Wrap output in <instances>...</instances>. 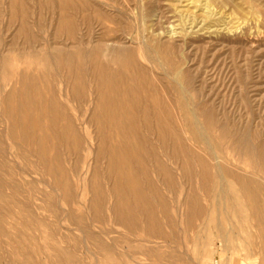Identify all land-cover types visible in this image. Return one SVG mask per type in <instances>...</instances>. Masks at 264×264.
<instances>
[{"label": "rangeland", "instance_id": "obj_1", "mask_svg": "<svg viewBox=\"0 0 264 264\" xmlns=\"http://www.w3.org/2000/svg\"><path fill=\"white\" fill-rule=\"evenodd\" d=\"M59 3L18 0L16 16L9 0H0V60L10 58L9 68L0 67V264H259L260 249L251 238L258 233L257 223L243 206L240 185L229 177L219 178L211 160L215 154L209 148L216 150L226 168L257 180L264 202V0H86L82 10L70 13L76 26L73 36L57 29L64 15ZM97 10L111 17L110 29L102 30ZM22 26L27 32L17 37L16 30ZM97 46L112 56L132 57L159 79L154 84L161 96L175 103L177 130L186 145L191 135L179 102L196 113L199 131L207 140L196 145L198 157L189 145L177 159L166 150L163 160L176 172L173 180L167 177L163 185L157 182L156 172H151L167 201L166 240L147 236L138 211L136 227L114 223L109 211L114 201L109 194L111 184L103 176L107 161H95L94 127L83 124L91 136L84 134L89 148L78 164L76 157L60 148L72 185L69 203L64 201L63 188L53 185L43 172L38 175L41 169L31 145L9 137L14 120L2 113V100L14 93L16 101L6 105L18 108V93L23 89L20 74L37 77L43 73L52 89L67 90L68 85L60 83L62 74L44 68L42 57L47 60L59 50ZM158 47L162 48L159 52ZM144 54L154 63H148ZM174 67L182 72L177 82L185 91L184 99L173 89ZM126 72L131 76L135 68L129 66ZM92 86L86 77V103L80 111L72 108L70 112L84 114L83 120L92 112ZM208 159L214 179L205 186L206 192L200 162ZM95 167L105 194L96 222L89 209ZM137 170L145 189V175ZM192 195L198 197L208 217L197 219L189 229L184 214L190 207L185 199ZM153 206L162 219L157 204ZM70 214L81 222L70 220ZM207 222L209 227L204 229ZM151 250L161 253L160 261L148 254Z\"/></svg>", "mask_w": 264, "mask_h": 264}, {"label": "bare ground", "instance_id": "obj_2", "mask_svg": "<svg viewBox=\"0 0 264 264\" xmlns=\"http://www.w3.org/2000/svg\"><path fill=\"white\" fill-rule=\"evenodd\" d=\"M59 2L60 10L64 15L61 16L57 29L66 31L68 36H73L76 26L70 13L82 10L86 0H59ZM9 5L12 14L18 16V0H9ZM96 13L98 19L103 20L100 24L102 30L110 29L108 23H113L111 17L98 10ZM26 32V27L22 26L19 31L17 28L16 36ZM99 43L104 41L101 40ZM161 50V47L156 48L157 52ZM148 55L144 54V59L153 64ZM42 59L41 61H45L44 68L52 69L55 74H62L64 80H60V83H66L67 90L60 87L58 91L52 89L46 83V76L43 73L37 77L29 73L20 74L19 83L23 89L18 93L20 100L18 108L12 109L6 105L16 101L14 93L2 100L4 104L2 113L14 120L11 122L9 137L12 139L18 137L22 144L31 145L37 165L41 169L38 175L43 172L53 185L63 188L66 193L64 201L69 203L72 197V185L63 165V153L60 148L65 150V154L76 157V164H78L82 152L89 148L84 134L89 138L91 136L89 129L83 130V124L94 127L93 134L97 142L94 151L95 161L102 159L107 161L103 176L111 184L109 194L114 201L109 211L114 223L128 229L136 227L139 222L135 214L138 211L143 215L147 236L166 240L168 236L164 232L163 220L168 218L167 201L153 181L151 172L152 170L156 172L157 182L163 185L167 177L173 180L176 172L163 160L167 154L166 150L174 159H177L181 151L183 154L185 146L189 145L193 156L198 157L194 152L196 145L206 144L207 140L199 131L196 113L188 111L184 103H178V107L181 106L186 114L187 131L191 135L189 144L186 145L184 138L177 130L179 123L175 103L160 95L154 84V80L159 79L154 78L151 72L150 74L146 69L139 67L132 57L112 56L97 46L91 50L78 48L74 52L59 50L50 55V59ZM9 63L10 58L4 56L0 60V67L6 70L10 66ZM129 66L135 68V73L131 76L126 72ZM174 68L171 69L172 76L176 78L173 89L184 99L185 91L177 82L182 72L179 68ZM16 76L18 79V74ZM86 77L93 85L90 88L93 96L90 102L93 108L89 116L83 120L84 114L78 112L77 115L70 112L72 108L80 111L83 103H86ZM48 94L49 96H46ZM80 122H83L82 126ZM142 128L145 129V133L141 131ZM209 151L215 154L211 160H214L213 163L218 168L219 178L229 177L241 187V193L245 198L243 206L245 209L246 207L250 209L251 216L257 223L258 233L252 235V245L260 249L259 264H264V214L262 213L264 202L259 197L260 183L250 176L229 170L224 163H220L214 148H209ZM200 163L202 189L206 191L205 186L214 179L211 175L213 164L209 159L201 160ZM137 169L142 170L145 175V189L141 185ZM45 180L41 182H46ZM90 182L93 194L89 209L94 211L93 221L96 222L105 197L100 184V172L96 167ZM154 204H157L160 209L162 219L156 215ZM185 204L190 207L184 214L187 228H193L197 219L204 220L208 217V212L202 207L196 195L187 196ZM68 218L81 220L71 214ZM204 225L205 223H203L204 229L209 227L208 222L207 226ZM0 234L3 235V233ZM255 239H258L257 244ZM99 246L101 247V244ZM101 248L106 252L111 251ZM148 254L158 261L162 258L159 251L151 250ZM109 259L112 261L113 258ZM68 261L72 262L71 257Z\"/></svg>", "mask_w": 264, "mask_h": 264}]
</instances>
